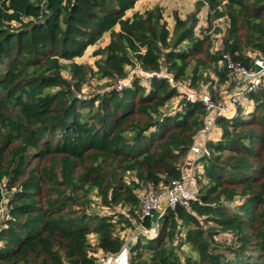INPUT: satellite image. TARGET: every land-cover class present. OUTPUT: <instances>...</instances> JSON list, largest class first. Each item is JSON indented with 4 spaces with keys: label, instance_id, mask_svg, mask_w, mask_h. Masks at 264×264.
Instances as JSON below:
<instances>
[{
    "label": "trees",
    "instance_id": "trees-1",
    "mask_svg": "<svg viewBox=\"0 0 264 264\" xmlns=\"http://www.w3.org/2000/svg\"><path fill=\"white\" fill-rule=\"evenodd\" d=\"M135 1L0 0V179L16 188L0 225V264H96L91 250L122 248L129 220L115 207L133 212L136 188L179 177L205 107L186 101L182 112L162 113L176 90L161 78L148 91L137 79L116 91L126 66L164 65L190 86L212 84L213 72L218 91H207L216 97L229 77L223 53L246 67L264 59V0H197L185 19L174 14L172 31L158 6L126 16ZM205 5L208 26L198 35ZM220 22L223 49L213 51ZM106 32L109 41L93 51L96 69L73 61ZM89 74L114 80L112 88L80 96ZM249 98L252 111L216 119L220 136L199 159L197 198L165 208L155 236L140 234L130 247L129 264H264V83ZM93 195L114 212L90 214ZM223 233L230 243L217 239Z\"/></svg>",
    "mask_w": 264,
    "mask_h": 264
},
{
    "label": "built area",
    "instance_id": "built-area-1",
    "mask_svg": "<svg viewBox=\"0 0 264 264\" xmlns=\"http://www.w3.org/2000/svg\"><path fill=\"white\" fill-rule=\"evenodd\" d=\"M214 49L215 51L223 49V43H219ZM222 57L229 70V77L224 84H221L216 97L211 96L207 90H203L196 97L195 92L189 89L192 88L189 85V81L176 79L172 73L167 71L164 65H161L158 71H148L136 64V66L129 68L126 71V75L123 78L117 79L113 85V88L120 92L124 87L132 85L133 81L137 79L141 85L149 88L153 77L161 78L166 80L178 94L185 96L187 101H201L206 110L203 119L204 124L193 136V142L183 157L184 161L182 159L183 165L180 166L179 164V177L171 180L167 185L159 184L156 187L153 183H149L134 190L139 200V209H134V213H125V217H127L129 222L135 224L134 214L137 215L138 222L135 225L140 233L136 234L135 237L133 234H128L125 237L123 234L124 230H119L118 227L120 238L123 239L122 248H127L128 256L130 247L136 242L137 235L144 233L150 238L155 236L157 232L154 225L150 229H144L140 222L141 220L150 218L157 210H160L162 215L163 210L167 207L173 208L178 204L188 206L191 199L197 198L199 185L195 178H198L203 173V165L199 159L207 153L206 142L210 140L215 141L220 136L219 131L217 134L215 131L218 126L216 119L219 117L225 118L238 108L245 110V106L249 107L252 105L253 107L249 93L257 91L264 83V59L262 57H255L253 65L246 67L234 61L228 53H223ZM256 65L259 67L258 69L255 68ZM214 134H216L215 138H213ZM5 188H7L6 179L2 178L0 179V225L8 218L7 202L9 194L5 195ZM100 208L105 211V214H110L114 210L116 211V209L113 210L111 207L101 206ZM112 221L116 220L112 219ZM89 241L91 246H95L97 243L96 236L91 234ZM119 252L105 253L97 247L95 250H91L90 254L94 256L96 264H118L115 259Z\"/></svg>",
    "mask_w": 264,
    "mask_h": 264
},
{
    "label": "rangeland",
    "instance_id": "rangeland-1",
    "mask_svg": "<svg viewBox=\"0 0 264 264\" xmlns=\"http://www.w3.org/2000/svg\"><path fill=\"white\" fill-rule=\"evenodd\" d=\"M196 1L197 0H136L134 3V6L131 9H128L126 11L125 15L130 16L135 11L144 12L147 9H151L155 6H158L162 11L163 18L167 22L168 29L170 31H172V29L174 27V14H177L180 18L185 19L186 16H188L189 14L192 13V11H194ZM205 8H207L206 5L201 8V10L197 16L198 22H197V25L195 27V31L198 35H201V33H202V31H200V30H203L205 27L208 26V23L206 22L207 13H206V15L204 14ZM224 27H225L224 23L220 22L219 28H221L222 31L218 32V33H214L212 35V46H213L212 50L213 51H215L214 47L217 46L219 43H221V37H222L221 34L224 30ZM116 28H118V26H116ZM106 36H107V34H105L104 37H101L95 44L88 45L86 47L83 55L79 56V57H75L73 59V61H75L77 63L87 64V65L91 66L93 69H96V67L94 65V61L96 60L97 56L93 55V51L95 49H97L98 47H103L109 41V39L106 41ZM67 63H68V61H63V64L64 65L66 64V66H67ZM134 66H136V65H134ZM134 66H131V65L126 66V71L129 68H132ZM62 73L65 77H67V78L69 77V73L66 69H63ZM206 75L210 79H213L214 82L211 84L210 81H207V83L201 81V82L195 83L194 86H191L192 88H189V89H191L195 92L196 97H198L203 92V90H208L207 87L209 88L210 86L212 87V89H211L212 91H214V92L218 91L217 84L215 83L216 78H215L213 72H210L209 74H206ZM183 80L187 81L188 79H183ZM113 82H114V80H112V79L98 78L97 76H93V75L89 74L87 77V80L82 84L81 89L77 94H79L80 96L84 95L86 97L93 96L100 91L110 89L111 83H113ZM112 86H111V88H112ZM143 87L146 91L149 90V88H146L145 86H143ZM209 90H210V88H209ZM186 101L187 100L185 99V96L178 94V92L176 91V95H174L172 98L167 100L165 102V104L162 106L161 112L164 114L165 113L175 114V113L182 112L184 109V105H185ZM253 108L254 107H252V105H250L249 107L245 106L246 111H249V110L252 111ZM240 113L242 115L246 116L249 112H243L240 110ZM215 131L217 134L219 131L218 126L215 129ZM216 134H214L213 138L216 137ZM183 161H184V159H183ZM182 165H183V162L181 161L180 166H182ZM124 179L128 182V181H131L132 179H134V177H133L132 173L131 174H125ZM195 179L197 180L198 178H195ZM201 181L205 182V179L202 178ZM198 182H199V179H198ZM142 186H143V184H142ZM14 190H16V188L12 187V188H9V190L7 188H5V190H4L5 195H8V194L10 195ZM93 196L91 197L93 202L90 204L89 213L90 214L98 213L100 215H105V211L100 208L102 206L99 202L100 199L96 195L94 197ZM235 201L238 202L239 200L236 199ZM115 209H116L117 213L119 211L120 212H127V213H134V211L133 212L128 211V209H130L129 206L117 205L115 207ZM107 212H108V210H107ZM108 215H110V214H108ZM113 219H115V218L113 217ZM120 221H122V220L120 219ZM134 222L137 225L138 217L136 214H134ZM135 224H133L132 222H128V223L124 222V224H123L124 228H123V226H119L120 228H123V230H124L123 234L125 237L128 234H133L135 237L136 234L140 233L139 229L136 227ZM90 237H91V234L89 235V238ZM138 239H140V235H137L136 242L138 241ZM217 239L222 240V241L226 240L227 243H230L232 241L231 235L229 233L219 234V235H217ZM188 248L189 247L187 245H183L178 250V253L180 255L181 260H183V256L189 251ZM129 258H130V252H129Z\"/></svg>",
    "mask_w": 264,
    "mask_h": 264
},
{
    "label": "water",
    "instance_id": "water-1",
    "mask_svg": "<svg viewBox=\"0 0 264 264\" xmlns=\"http://www.w3.org/2000/svg\"><path fill=\"white\" fill-rule=\"evenodd\" d=\"M256 69H258L259 67L256 65L255 66ZM161 216V211L160 210H157L155 211L151 217H150V220H151V224L152 225H155L156 222L158 221V218ZM128 250L126 247H123L120 252L118 253V255L116 256V259L115 261L118 263V264H129V259H128Z\"/></svg>",
    "mask_w": 264,
    "mask_h": 264
},
{
    "label": "crops",
    "instance_id": "crops-1",
    "mask_svg": "<svg viewBox=\"0 0 264 264\" xmlns=\"http://www.w3.org/2000/svg\"><path fill=\"white\" fill-rule=\"evenodd\" d=\"M206 13H207V8H205V10H204V14H205V15H206ZM205 15H204V16H205ZM128 16H129V15H128ZM130 16H131V15H130ZM115 29L118 30V28H116V27H115ZM105 34H107V36H106V41H107V40L109 39V33H108V32L104 33V34L102 35V37H104ZM223 88H224V87H223ZM223 90H224V89H223ZM224 91H225V90H224Z\"/></svg>",
    "mask_w": 264,
    "mask_h": 264
}]
</instances>
